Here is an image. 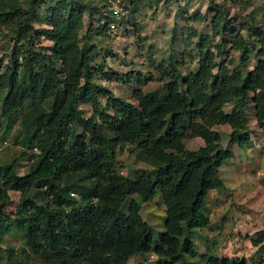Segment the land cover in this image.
I'll return each instance as SVG.
<instances>
[{
	"label": "trees",
	"instance_id": "trees-1",
	"mask_svg": "<svg viewBox=\"0 0 264 264\" xmlns=\"http://www.w3.org/2000/svg\"><path fill=\"white\" fill-rule=\"evenodd\" d=\"M65 4L47 14L45 20L53 29H43L41 34L53 47L39 48V54L30 50L34 46L31 22L37 14L32 8H17L15 1L0 0V21L25 16L14 23L15 42L8 65L0 74L4 131L18 110L31 104L20 115L18 131L22 143L30 148L36 144L39 152L23 175L15 173L14 162L0 166V238L13 226L23 241L17 253H7L18 257L35 253L40 262L45 257L43 264H73L65 260L67 257L74 262L84 258L90 264H131L128 255L147 252H155L159 264L195 259L198 245L193 236L208 224V192L224 186L219 167L232 157V144L245 147L251 142L246 124L251 92L257 119L264 120V60L248 69L250 57L243 47V71L229 75L222 63L214 62L215 57H221L223 47L218 46L215 54L209 42L200 38L198 70L183 75L170 63V69H163L169 78L164 83L165 92L138 95L136 105L93 82L90 63L96 57L95 46L87 41L89 33L78 46L77 33L84 27L82 13ZM83 6L94 10L88 4ZM59 9L64 10L62 14H58ZM101 13L106 18L105 11ZM107 23L102 30L108 29ZM213 30L217 32L215 27ZM21 39L28 50L17 48ZM261 41L259 54L264 55V39ZM101 98L106 99V105ZM47 100L48 108H40ZM231 102L236 105L225 114L223 106ZM80 103L90 104L94 115L83 116ZM218 125L231 127L226 146L220 142V132L213 129ZM194 136H201L204 143L187 150L182 139ZM126 143L148 157L151 169L118 174L117 149ZM159 190L164 193L170 223L161 243L139 208L126 214L114 196L139 191L150 200ZM8 191L19 193L13 215L1 209L8 201ZM95 246L104 251H95ZM203 264L244 262L210 252Z\"/></svg>",
	"mask_w": 264,
	"mask_h": 264
},
{
	"label": "rangeland",
	"instance_id": "rangeland-1",
	"mask_svg": "<svg viewBox=\"0 0 264 264\" xmlns=\"http://www.w3.org/2000/svg\"><path fill=\"white\" fill-rule=\"evenodd\" d=\"M9 1H15L17 8H32L38 16L37 19L33 17L31 22L34 46L30 50L33 53L39 52L38 49L42 47H53L52 42L41 34L43 29H53L45 20L51 9L66 3V6L72 5L77 11L80 10L84 27L77 33V44L80 46L85 42L87 33L91 35L87 41L95 46L96 57L90 63L93 82L111 90L115 97L136 105L138 95L145 97L149 93L165 92L164 83L169 78L164 76L163 69H170V63H174L173 66L183 75L198 70L200 38L209 42L210 49L215 54L218 46L223 47L221 57H215L214 62L222 63L229 75L243 71L240 62L243 47L247 48L250 57L246 64L248 69H254L259 61L264 60V55L259 54L263 48L261 40L264 39V0H120L126 14L115 34L101 28L107 23L101 13L102 10L106 11L103 5L107 6V0ZM85 4L94 10L84 7ZM59 10L58 14L64 11ZM24 18V15L19 14L12 20L0 21V74L8 65L9 51L15 42L16 36L12 32L14 23ZM87 23H91L90 32L86 31ZM213 27L217 29L216 33ZM98 32L100 34L95 35ZM24 42V39L18 40L17 48L28 50L29 46ZM22 69L24 66L20 71ZM251 94L246 107V124L251 132V142L245 147L231 145L232 157L219 167L224 186L209 190L205 210L208 224L197 229L193 236L198 245V256L195 259L188 258L186 263L180 264H203L206 254L210 252L216 256L243 261L244 264H264V120L257 119L252 102L254 94ZM3 95L4 92L1 91L0 166L14 162L15 173L23 175L39 153L36 144L30 148L28 143H22L18 131L20 115L29 110L31 104L26 103L18 110L17 117L5 132V121L1 115ZM101 101L106 105V99L101 98ZM49 105L50 101L47 100L40 104V108L47 109ZM234 105L235 102L225 104V114H229ZM78 109L86 118L94 115L90 104L80 103ZM213 129L220 132V142L226 146L231 127L218 125ZM76 131L81 132L78 127ZM182 143L187 150H193L203 145L204 139L201 136L187 137L182 139ZM149 162L148 157L141 154L137 147L129 143L123 147L118 146V174L127 176L138 168L151 169ZM7 195L8 201L1 209L8 215H13L19 204V193L8 191ZM114 196L120 201V208L126 214L131 208H139L140 216L152 227L156 239L161 243L160 239L168 232L170 224L164 193L159 190L150 200L145 199L139 191H126ZM21 246V234L11 226L0 238V264H13L14 260L19 264L44 263L45 257L40 262L35 253L21 257L14 255ZM95 248L97 252L104 251L98 246ZM7 251L14 254L9 255ZM65 260L73 264H90L84 258L78 262L70 257ZM127 260L131 264H159L155 252L145 255L130 254Z\"/></svg>",
	"mask_w": 264,
	"mask_h": 264
},
{
	"label": "built area",
	"instance_id": "built-area-1",
	"mask_svg": "<svg viewBox=\"0 0 264 264\" xmlns=\"http://www.w3.org/2000/svg\"><path fill=\"white\" fill-rule=\"evenodd\" d=\"M126 12L120 4V0H107V6L105 11L108 33H116L118 26L123 23Z\"/></svg>",
	"mask_w": 264,
	"mask_h": 264
},
{
	"label": "clouds",
	"instance_id": "clouds-1",
	"mask_svg": "<svg viewBox=\"0 0 264 264\" xmlns=\"http://www.w3.org/2000/svg\"><path fill=\"white\" fill-rule=\"evenodd\" d=\"M71 194H73V193H71ZM155 238H156V236H154ZM147 253H150V252H147ZM147 253H144L143 255H145V254H147ZM158 257V256H157Z\"/></svg>",
	"mask_w": 264,
	"mask_h": 264
}]
</instances>
